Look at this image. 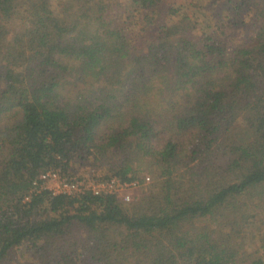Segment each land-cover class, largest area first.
I'll return each instance as SVG.
<instances>
[{
	"label": "trees",
	"instance_id": "trees-1",
	"mask_svg": "<svg viewBox=\"0 0 264 264\" xmlns=\"http://www.w3.org/2000/svg\"><path fill=\"white\" fill-rule=\"evenodd\" d=\"M229 2L247 43L162 0H0V264H239L264 217V0ZM90 162L151 188L35 185Z\"/></svg>",
	"mask_w": 264,
	"mask_h": 264
},
{
	"label": "rangeland",
	"instance_id": "rangeland-1",
	"mask_svg": "<svg viewBox=\"0 0 264 264\" xmlns=\"http://www.w3.org/2000/svg\"><path fill=\"white\" fill-rule=\"evenodd\" d=\"M162 6L166 10H171L173 8L180 9L183 7V11L197 16L201 21L209 20L213 25L228 22V27L233 25L234 37L236 40L238 42H248V32L252 25L254 12L248 13L245 11L240 15L233 9V4L232 2H229V0H162ZM204 15H206L207 18ZM163 21H168V19L165 18ZM229 21L236 23L235 26L234 24H229ZM238 22L239 24H237ZM95 163L90 162V165L88 164L89 166L87 167L78 166L79 174L71 180H85L86 183H94L96 179H106L105 177L107 175L109 176L107 171L105 169H99L95 166L99 165V163ZM139 176L142 178L144 177V174ZM151 183L152 181L147 186L130 191L129 194L131 195L132 202L137 201L142 193L149 191ZM123 203L126 205L131 204ZM248 231V239L245 242V249L241 250L242 253L239 264H252L257 261L259 257L264 261V217L260 220H256V222L250 226Z\"/></svg>",
	"mask_w": 264,
	"mask_h": 264
},
{
	"label": "built area",
	"instance_id": "built-area-1",
	"mask_svg": "<svg viewBox=\"0 0 264 264\" xmlns=\"http://www.w3.org/2000/svg\"><path fill=\"white\" fill-rule=\"evenodd\" d=\"M150 178L147 177L142 182L140 179L132 180L131 182H122L117 178L111 179H96V181L86 183L85 180L69 181L62 177L59 172L48 171L42 174L39 178L41 189L47 190L53 195H68L76 196L84 192H90L94 196L114 195L118 200L125 203H131L132 198L130 191L142 188L149 185Z\"/></svg>",
	"mask_w": 264,
	"mask_h": 264
}]
</instances>
